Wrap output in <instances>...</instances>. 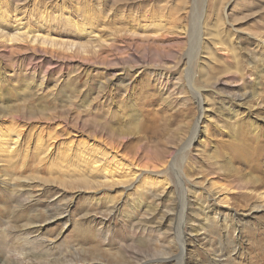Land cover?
Listing matches in <instances>:
<instances>
[{
    "label": "rangeland",
    "instance_id": "1",
    "mask_svg": "<svg viewBox=\"0 0 264 264\" xmlns=\"http://www.w3.org/2000/svg\"><path fill=\"white\" fill-rule=\"evenodd\" d=\"M2 15L0 264H264V0Z\"/></svg>",
    "mask_w": 264,
    "mask_h": 264
},
{
    "label": "bare ground",
    "instance_id": "2",
    "mask_svg": "<svg viewBox=\"0 0 264 264\" xmlns=\"http://www.w3.org/2000/svg\"><path fill=\"white\" fill-rule=\"evenodd\" d=\"M1 20H0V24L2 23V21H3V15L1 16V18H0ZM20 30V29H19ZM9 34V33H8ZM4 36V35H3ZM22 42H27V43H30L32 46H40L42 49H47V48H51L52 46H54L55 45V42L53 41V40H50L49 38H47V37H45V36H41V35H38L36 32H26V31H23V32H18V31H16L15 33H13L11 36H8L7 35V38H6V40L4 41V43L5 44H8V45H13V44H17V43H22ZM103 42H105V41H103ZM49 43H50V45H49ZM71 48H74V47H71ZM79 50H81L82 52L84 51V47L82 46V45H80L79 46V48H78ZM85 52H87V51H84L83 53H85ZM199 94V92H197L196 93V96ZM198 97V96H197ZM196 97V104H197V107H198V111L201 113V115H203V110H202V106H201V100L199 99V98H197ZM197 127V124H196V126H195V130H194V133H193V135H192V138H191V141L192 140H194L195 139V136H196V128ZM15 138H10L11 139V143L13 144V145H16L17 144V142H18V139H19V135L18 134H16L15 136H14ZM4 138H2V140H3ZM1 140V142H3ZM6 140V139H5ZM190 147V143L188 144V146H187V148H189ZM162 167H163V165H161ZM163 172H165V171H163ZM160 172H158V174H159ZM161 174V173H160ZM162 174H165V173H162ZM187 193H188V191H187ZM184 197H185V195H183ZM181 215H182V217L184 216V213L183 212H181ZM183 219H184V217H183ZM224 223V222H223ZM225 227H228L227 225L225 226ZM180 242H182V244H183V240L182 241H180ZM178 264H180V263H178Z\"/></svg>",
    "mask_w": 264,
    "mask_h": 264
}]
</instances>
